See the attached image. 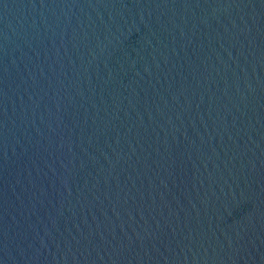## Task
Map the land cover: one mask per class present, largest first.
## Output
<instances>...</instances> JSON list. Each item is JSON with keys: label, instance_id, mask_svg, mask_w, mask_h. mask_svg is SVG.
Here are the masks:
<instances>
[{"label": "water", "instance_id": "obj_1", "mask_svg": "<svg viewBox=\"0 0 264 264\" xmlns=\"http://www.w3.org/2000/svg\"><path fill=\"white\" fill-rule=\"evenodd\" d=\"M0 264H264V0H0Z\"/></svg>", "mask_w": 264, "mask_h": 264}]
</instances>
